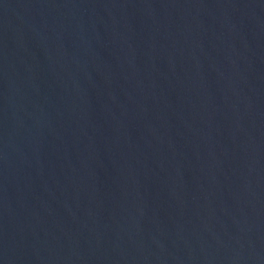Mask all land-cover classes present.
<instances>
[{"label": "water", "instance_id": "1", "mask_svg": "<svg viewBox=\"0 0 264 264\" xmlns=\"http://www.w3.org/2000/svg\"><path fill=\"white\" fill-rule=\"evenodd\" d=\"M0 264H264V0H0Z\"/></svg>", "mask_w": 264, "mask_h": 264}]
</instances>
